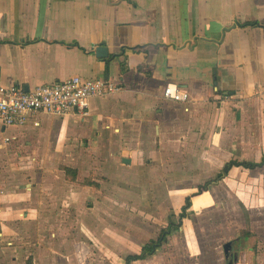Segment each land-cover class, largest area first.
<instances>
[{"label":"crops","instance_id":"obj_1","mask_svg":"<svg viewBox=\"0 0 264 264\" xmlns=\"http://www.w3.org/2000/svg\"><path fill=\"white\" fill-rule=\"evenodd\" d=\"M74 77L122 91L92 100L85 118L0 122V264H72L87 254V202L101 191L57 167L93 140L133 148L138 163H175L182 178L188 166L200 186L226 163L223 174L264 157L239 167L216 160L264 144L246 141L247 130H264V0H0V85L31 91ZM170 84L189 101L165 100ZM158 169L164 181L171 170Z\"/></svg>","mask_w":264,"mask_h":264},{"label":"rangeland","instance_id":"obj_2","mask_svg":"<svg viewBox=\"0 0 264 264\" xmlns=\"http://www.w3.org/2000/svg\"><path fill=\"white\" fill-rule=\"evenodd\" d=\"M260 137H264V130H247L246 141ZM103 144L99 148L93 140L92 145H85L84 155L74 154L72 161L57 167L75 168L83 180L100 184L91 188L101 191V197L91 196L87 202L93 216L80 238L87 249L86 255L79 254L84 264H126L128 258L140 256L142 247L157 242L165 228L180 224L187 198L192 200L190 220H184L155 255L134 264H226L223 247L237 240L248 249L243 253V245L240 264H264V169L252 172L238 168L223 174L229 160L239 167L245 160L252 162L264 155V144L243 146L231 157L217 154L220 165L226 164L218 176L202 186L193 180L194 171L188 166L183 168L192 174L182 178L173 170L175 163L157 164L149 157L139 164L133 148L112 141ZM131 157L133 166L123 164V158ZM158 168L171 170L164 176L165 182L157 176ZM200 187L209 194L199 192ZM100 201L103 203L98 205ZM106 206L118 208L119 215L106 213L113 212ZM71 227L78 234L83 229L78 224ZM79 256L73 257L72 264Z\"/></svg>","mask_w":264,"mask_h":264},{"label":"built area","instance_id":"obj_3","mask_svg":"<svg viewBox=\"0 0 264 264\" xmlns=\"http://www.w3.org/2000/svg\"><path fill=\"white\" fill-rule=\"evenodd\" d=\"M121 91L122 88L114 83L103 80L84 81L80 77L31 91L0 85V122L8 127H38V122L33 120L38 114L85 118L92 100ZM163 97L175 103H185L190 99L187 93L172 84L165 88Z\"/></svg>","mask_w":264,"mask_h":264},{"label":"trees","instance_id":"obj_4","mask_svg":"<svg viewBox=\"0 0 264 264\" xmlns=\"http://www.w3.org/2000/svg\"><path fill=\"white\" fill-rule=\"evenodd\" d=\"M243 168L245 170H248V171H256V170H259V169H263L264 168V157L260 160V162H255V163H243L242 164ZM66 177L67 179L70 181V182H77V175H78V172L77 170L75 169H69V168H66ZM84 185H87L89 187H95V188H99L100 187V184H97L95 182H92V181H85L84 182ZM199 192L201 193H207V190H204L202 187L200 188ZM182 214H181V221H180V225H177V224H170L167 228H165L160 237H159V240L157 242H151L150 244L146 245L143 249H142V253H141V256L139 257H136V258H129L128 259V263L127 264H131L133 262H137V261H140V260H145L147 257H150V256H153L155 255V252L158 250V248H160V246L162 245V243L166 242L167 239L169 237H171V235L177 231L181 224H183V221L186 220H190V218L192 217V213H193V210H192V200L191 198H187L185 200V205L183 206L182 208ZM249 228H247L248 230ZM248 235H250L248 233Z\"/></svg>","mask_w":264,"mask_h":264},{"label":"water","instance_id":"obj_5","mask_svg":"<svg viewBox=\"0 0 264 264\" xmlns=\"http://www.w3.org/2000/svg\"><path fill=\"white\" fill-rule=\"evenodd\" d=\"M98 51H100V54H102L103 58H107L108 54H107V50L106 49H99ZM24 91H27L25 89H23ZM123 164L125 165H131V160L129 159H122ZM224 255L226 258V264H240L241 261V252L244 250V246L240 245L239 241H233L230 242L228 244H226L224 247ZM246 259V256H244ZM237 260V261H236Z\"/></svg>","mask_w":264,"mask_h":264},{"label":"flooded vegetation","instance_id":"obj_6","mask_svg":"<svg viewBox=\"0 0 264 264\" xmlns=\"http://www.w3.org/2000/svg\"><path fill=\"white\" fill-rule=\"evenodd\" d=\"M240 245H245V251H243V253H246V250H248V249H246V244L245 243H242Z\"/></svg>","mask_w":264,"mask_h":264}]
</instances>
